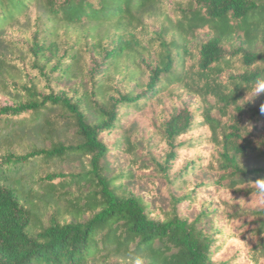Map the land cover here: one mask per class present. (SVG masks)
<instances>
[{"label":"trees","instance_id":"1","mask_svg":"<svg viewBox=\"0 0 264 264\" xmlns=\"http://www.w3.org/2000/svg\"><path fill=\"white\" fill-rule=\"evenodd\" d=\"M165 1L0 0V91L12 100L0 105V264H129L138 253L146 264H264V133L252 127L264 94L244 103L264 61V0H189L144 69L134 31ZM31 14L25 44L5 40ZM204 27L212 36L194 42ZM66 28L83 37L68 44ZM123 60L124 89L112 83ZM186 95L194 107L157 114ZM150 119L153 136L137 138ZM114 154L128 170L112 172ZM136 177L165 203L129 189Z\"/></svg>","mask_w":264,"mask_h":264},{"label":"rangeland","instance_id":"2","mask_svg":"<svg viewBox=\"0 0 264 264\" xmlns=\"http://www.w3.org/2000/svg\"><path fill=\"white\" fill-rule=\"evenodd\" d=\"M189 0H166L163 5V12L155 17L148 18L144 21V26L142 28H138L134 31L135 37L138 39L140 43H142L147 49L144 52H141V57L144 59V69L151 61L156 59L157 52L160 50L159 41L157 40L161 27L169 25L167 17L171 19H176L181 15V11L187 7ZM26 19L29 20V23H26ZM35 15L31 14L30 18L21 17V22L8 26L5 29L4 38L7 41H13L19 43V45L25 44L26 40L32 34L35 29L34 24ZM111 33L114 32L111 27ZM116 32V31H115ZM62 39L66 41L68 44L75 42L79 37H83L80 29L78 28H66L61 30ZM170 35L167 33L163 36V38L167 41L170 39ZM212 36V32L204 27L198 29L196 32V37L194 42L201 43L206 41ZM111 37L108 38V41ZM90 41V38H88ZM226 46H228L226 44ZM89 55L94 56V53H90ZM92 56L87 58L86 64L88 68H91L93 65ZM128 62L123 60L120 62L118 72L114 73L113 85H116L120 88H126L129 83L132 85L133 81H130L128 74ZM132 65L129 62V68H132ZM146 77V74L143 76ZM129 82V83H128ZM61 86L69 87V85L65 82L61 83ZM11 98L5 94L3 91H0V105L11 104ZM197 101L191 96H183L181 99H171L167 100L164 103L163 107L157 109V114L162 113V115H168L173 109H179L183 105H189L194 107ZM161 110V111H160ZM144 128L140 129L137 133V138H146L152 137V132L154 131L155 121L154 119H150L144 122ZM252 127H254L255 131L259 133H264V122L258 121L253 122ZM147 139V138H146ZM144 147V145H142ZM138 153L141 155H145L147 150L145 148H141L138 150ZM129 160L130 157L124 154H114L111 156V170L113 173H118L121 171H126L129 169ZM129 189H131L136 194H141L144 198L149 201L152 205H161L165 203V197L155 190L153 193H149L147 191V187L144 180L140 178H133L130 180H126L124 182ZM49 216V212L46 215ZM70 218V217H68ZM67 218V219H68ZM119 259V258H116Z\"/></svg>","mask_w":264,"mask_h":264},{"label":"clouds","instance_id":"3","mask_svg":"<svg viewBox=\"0 0 264 264\" xmlns=\"http://www.w3.org/2000/svg\"><path fill=\"white\" fill-rule=\"evenodd\" d=\"M255 67L257 69V75L255 79L252 81V91L251 94L247 91V94L244 97L245 102H251L257 96L264 94V61H256ZM238 75H243L247 72L248 66L243 63H237L233 69ZM240 83V81L234 82L230 86V90L233 92V88L236 87V84ZM241 86L246 88L245 85L241 83ZM240 86V87H241ZM247 90V88H246ZM261 112H264V104L260 106ZM257 194L261 197H264V180L256 183ZM129 264H146V256L143 253H138L130 258Z\"/></svg>","mask_w":264,"mask_h":264}]
</instances>
